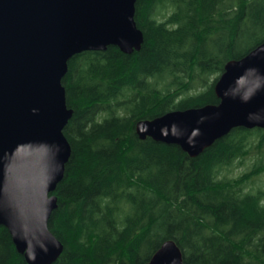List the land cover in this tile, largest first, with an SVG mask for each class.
<instances>
[{"label":"trees","instance_id":"16d2710c","mask_svg":"<svg viewBox=\"0 0 264 264\" xmlns=\"http://www.w3.org/2000/svg\"><path fill=\"white\" fill-rule=\"evenodd\" d=\"M135 9L140 50L68 62L71 156L53 194L49 229L63 246L54 264H151L167 241L185 264H264V130L236 129L196 158L136 133L140 121L219 104L227 64L264 43V0ZM0 264H29L3 226Z\"/></svg>","mask_w":264,"mask_h":264},{"label":"water","instance_id":"95a60500","mask_svg":"<svg viewBox=\"0 0 264 264\" xmlns=\"http://www.w3.org/2000/svg\"><path fill=\"white\" fill-rule=\"evenodd\" d=\"M136 0H0V226L29 264H54L63 246L49 229L71 146L73 116L62 81L68 62L115 46L140 50ZM218 105L140 121L141 140L180 147L191 158L236 129L264 130V43L232 61L214 86ZM151 264H185L174 241Z\"/></svg>","mask_w":264,"mask_h":264},{"label":"rangeland","instance_id":"374dc122","mask_svg":"<svg viewBox=\"0 0 264 264\" xmlns=\"http://www.w3.org/2000/svg\"><path fill=\"white\" fill-rule=\"evenodd\" d=\"M248 163L249 162H247V164ZM244 169H245V167H238V168H235V170L232 173H229V174H230L231 177H236V176L240 175L244 171Z\"/></svg>","mask_w":264,"mask_h":264}]
</instances>
